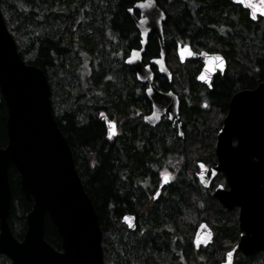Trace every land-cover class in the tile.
<instances>
[{
  "label": "water",
  "instance_id": "95a60500",
  "mask_svg": "<svg viewBox=\"0 0 264 264\" xmlns=\"http://www.w3.org/2000/svg\"><path fill=\"white\" fill-rule=\"evenodd\" d=\"M249 12L260 15L255 7L260 0H231ZM132 9V11H129ZM128 12L139 33V48H132L125 63L139 81L147 83L146 97L152 103V112L144 116L145 122L154 125L165 108L177 110V102L170 92L161 93L152 85L149 67L141 64V55L147 36L153 32L159 43V57L154 60L161 73L167 74L163 63L164 46L162 22L163 10L155 0L136 1ZM138 12V16L133 14ZM188 46L179 48L184 58L195 56L204 66L202 75H209L208 67L221 64L216 56L201 52L188 55ZM223 60V58H222ZM206 64L208 67H206ZM225 66L224 60L223 65ZM0 95L5 103V131L7 140L0 146V253L12 264H103L102 232L92 201L85 192L75 169L72 153L66 138L55 120L50 100V88L44 71L34 64L25 63L20 57L16 42L8 30L0 8ZM108 128H113L103 112L99 113ZM237 144L230 145L231 137ZM218 162L213 168L222 172L227 189L218 185L213 196L226 209L239 207V239L226 252L221 264H232L235 251L242 255H254L264 250V82L251 91H241L231 100L227 116L218 130L216 139ZM18 175L19 188L32 202L25 215L22 237H15L8 225L11 190L9 168ZM207 185L205 170L198 174ZM54 224L60 238V249L52 247L45 239V217ZM123 222L134 228L132 216ZM212 241V232L205 223L195 230L193 244L206 245ZM231 253V256H228Z\"/></svg>",
  "mask_w": 264,
  "mask_h": 264
},
{
  "label": "flooded vegetation",
  "instance_id": "af4514ba",
  "mask_svg": "<svg viewBox=\"0 0 264 264\" xmlns=\"http://www.w3.org/2000/svg\"><path fill=\"white\" fill-rule=\"evenodd\" d=\"M229 1L236 10L242 9L251 28L256 23L260 25L264 23V15H257L256 20H251L245 8ZM229 11L231 16V9ZM133 13L135 16L139 15L136 10H133ZM128 14L132 20V14L129 12ZM173 17L175 16L172 15L166 21L165 16L162 22L165 50L163 63L168 75L161 73L154 63V60L159 57L160 48L153 32L147 36V42L148 38L152 40V43L154 42V52L150 54L145 52L146 43L141 55V64L149 67L153 76L152 85L158 91L170 92L175 96L177 110H172L171 105L170 109L163 110L156 124L151 125L145 122L144 116L152 112V103L145 95L147 83L139 81L135 72L124 61L131 48H139V33L136 28L138 46H132L128 48V51L126 48L119 51L125 65V69H121V75L119 74L120 89L124 98L122 105L112 106L110 103L97 106L95 110V106H90L94 113L93 120L96 117L95 119L102 125L105 147L120 153L119 159L122 166H119L117 171L116 186L118 193L124 196L128 200L126 203L130 205L115 216L116 223L110 227L113 228L110 230H117L120 237L118 241L112 237L108 243L105 242L102 250L105 264H192V250L198 254L200 264H208L209 259H212L214 264H221L226 252L239 239V207L226 209L213 196L216 186L220 185L224 189L228 187L222 172L214 173L213 171L218 162L215 151L216 139L218 130L229 112L233 96L241 91L255 89L264 82V79H255L254 73L258 72V69L255 68V60L253 61L251 55L245 58L246 55L243 53L229 54L227 45L217 47L214 44L212 47H206L207 43H221L228 39L224 35V28H221V31L215 30L219 39L213 41L210 37H205L206 33L201 30L199 33L178 30L171 20ZM225 17H228V14H223V20ZM235 21L232 20L229 23L233 22L232 26H235ZM167 23L170 29L167 28ZM184 46H188L189 50L195 54L203 51L218 54L222 56L225 66L220 68L221 64H217L215 70L209 75H202L205 77L202 80L199 76L204 63L199 58L189 56L180 60L178 50ZM85 66L89 68L90 62H85ZM239 77L243 78L242 80L244 77L249 79L248 83L242 84L238 81ZM218 82L231 84V90L222 101L219 100L222 93L218 91L220 88ZM100 112H103L114 124L113 128H110L112 131L110 136H108L106 123L99 118ZM236 144L237 137H231L230 145ZM129 153L130 157L127 155ZM140 154L142 157L146 156V159L140 165L142 168H137L130 163V159ZM201 166L205 170L204 181L207 180V185H203L198 177ZM142 171L144 173H141ZM9 184L11 207L13 195L10 181ZM176 194L179 196L176 204L173 203V221L158 226L156 222H153V214L161 207H169V204H172L173 195ZM178 203H182V206H178ZM9 214L10 208L7 222L11 229ZM125 216H132L134 228H128L123 222ZM218 217L226 218L228 221L230 218L231 221L229 228H232L233 233L227 236L226 241L232 244L227 248L221 245L225 242L223 235L216 234L214 220ZM202 222L211 230L212 241L195 247L194 233ZM238 254L240 252H234L232 264L237 263L235 256ZM0 264L12 263L5 254L0 253Z\"/></svg>",
  "mask_w": 264,
  "mask_h": 264
},
{
  "label": "trees",
  "instance_id": "16d2710c",
  "mask_svg": "<svg viewBox=\"0 0 264 264\" xmlns=\"http://www.w3.org/2000/svg\"><path fill=\"white\" fill-rule=\"evenodd\" d=\"M136 1L139 0H0L6 26L15 39L19 55L26 63L41 68L47 76L55 120L67 140L75 169L98 216L102 250L105 242L108 243L112 237L118 241L119 233L110 230L113 229L110 227L116 223L115 216L130 205L118 193L116 186L117 171L122 166L120 153L105 147L102 125L96 117L93 120V109L88 107L87 100L95 106L94 110L97 106L110 103L112 106L122 105L124 98L119 80L125 65L119 51L138 46V34L127 12ZM155 2L165 12L166 21L175 16L171 20L178 30L190 33L201 30L206 33L205 37L214 41L219 39L215 30L224 28L228 39L221 43H207L206 47L227 45L229 54L243 53L245 58L256 55L252 56L258 69L254 77L264 79V23L258 28H251L242 9L236 10L229 0ZM223 14H228L224 20ZM232 20H236L235 26H232L233 22L229 23ZM166 25L170 29L169 24ZM154 47V42L148 38L145 52H154ZM84 61L90 62L89 68ZM242 79L238 78L242 84L249 81L245 77ZM218 83V91L222 93L219 100L222 101L231 90V84ZM5 117L6 107L0 95V146L7 140ZM127 155L130 157L131 154ZM145 159L146 156L136 155L130 163L142 168L140 165ZM18 179L17 171L11 166L9 181L13 196L9 223L14 235L20 238L31 201L19 190ZM178 196L173 195L169 207L155 211L153 222L163 226L173 221V203L176 204ZM177 205L182 206V203ZM219 218L217 221H222V224L216 233L223 235L227 248L232 242L227 244L226 238L233 230L229 228L230 223L227 225L222 217ZM45 239L52 247L60 249L59 235L47 216ZM191 254L192 264H200L198 254L193 250ZM238 256L240 260L236 264H264V250L254 255Z\"/></svg>",
  "mask_w": 264,
  "mask_h": 264
},
{
  "label": "snow or ice",
  "instance_id": "6c2138e0",
  "mask_svg": "<svg viewBox=\"0 0 264 264\" xmlns=\"http://www.w3.org/2000/svg\"><path fill=\"white\" fill-rule=\"evenodd\" d=\"M240 2H241V3H244V0H240ZM249 7H255L256 10L259 12L260 15H264V0H260L259 5H255V6H254V5H251V4H250ZM129 11H132V9H129ZM253 18H256V15H255L254 13H253ZM180 55H181V59H184V53L181 52ZM188 55H192L191 51L188 52ZM215 59L221 61V67H222V65H223V60H222V58L219 57V56H216ZM146 67H147V66H146ZM206 67H208L207 64H206ZM208 70H209V71H214L215 69H214V68H210V67H208ZM200 79L203 80V79H205V77L201 76ZM209 87H211V83H209ZM228 256L230 257V256H231V253H228ZM228 264H231V262L229 261Z\"/></svg>",
  "mask_w": 264,
  "mask_h": 264
},
{
  "label": "rangeland",
  "instance_id": "374dc122",
  "mask_svg": "<svg viewBox=\"0 0 264 264\" xmlns=\"http://www.w3.org/2000/svg\"><path fill=\"white\" fill-rule=\"evenodd\" d=\"M260 26V24H258V23H256L255 24V26L253 27V28H258ZM251 56H254V55H251ZM251 58H253V57H251ZM88 102H89V104H88V107H90L92 104H91V101L90 100H87ZM219 218V217H218ZM220 219V218H219ZM224 222H227L226 224L228 225V223H230L231 221H230V218H229V221L226 219V218H221ZM215 221V225H214V227L216 228V231H218L217 229H218V227L220 226V224H222V221H220V222H218L217 221V218L214 220ZM225 224V225H226ZM226 225V226H227ZM217 234V233H216ZM226 242H222V246H223V248L224 247H226ZM228 244V243H227ZM232 244V243H231ZM237 257H239V256H235V260H240V258H237ZM244 260V259H243ZM208 264H214V262L212 261V259H209L208 260V262H207ZM104 264H105V262H104Z\"/></svg>",
  "mask_w": 264,
  "mask_h": 264
},
{
  "label": "bare ground",
  "instance_id": "6f19581e",
  "mask_svg": "<svg viewBox=\"0 0 264 264\" xmlns=\"http://www.w3.org/2000/svg\"><path fill=\"white\" fill-rule=\"evenodd\" d=\"M165 51V50H164ZM212 209V208H211ZM228 243V242H227ZM226 245V244H225Z\"/></svg>",
  "mask_w": 264,
  "mask_h": 264
}]
</instances>
